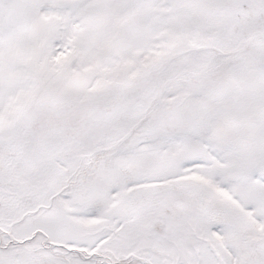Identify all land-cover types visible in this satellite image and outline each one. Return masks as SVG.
<instances>
[{
  "label": "snow or ice",
  "instance_id": "snow-or-ice-1",
  "mask_svg": "<svg viewBox=\"0 0 264 264\" xmlns=\"http://www.w3.org/2000/svg\"><path fill=\"white\" fill-rule=\"evenodd\" d=\"M0 264H264V0H0Z\"/></svg>",
  "mask_w": 264,
  "mask_h": 264
}]
</instances>
